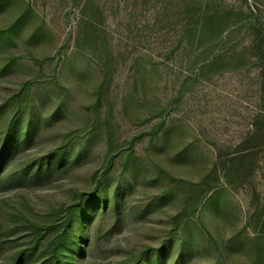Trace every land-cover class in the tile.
<instances>
[{
	"label": "rangeland",
	"instance_id": "1",
	"mask_svg": "<svg viewBox=\"0 0 264 264\" xmlns=\"http://www.w3.org/2000/svg\"><path fill=\"white\" fill-rule=\"evenodd\" d=\"M263 92L264 0H0V264L97 183L76 264H264Z\"/></svg>",
	"mask_w": 264,
	"mask_h": 264
},
{
	"label": "trees",
	"instance_id": "2",
	"mask_svg": "<svg viewBox=\"0 0 264 264\" xmlns=\"http://www.w3.org/2000/svg\"><path fill=\"white\" fill-rule=\"evenodd\" d=\"M200 14L199 21L196 22L195 28L198 36L218 37L223 34L225 27V20L218 12L203 9L201 6L198 8ZM262 100L264 104V92L262 93ZM264 117V116H263ZM68 135H64L61 146L53 149L52 152L61 154L63 151V145H66V139ZM249 148V147H247ZM243 150L242 157L239 160L245 161L250 153ZM229 167H233L236 164L237 158L234 155L229 156L227 159ZM228 168V167H227ZM211 187L215 186H209ZM102 199L105 201L103 194L102 184L97 183L92 191L86 194H81L80 197L73 201L71 204H67L65 208L59 210V218L48 226H45L44 232L50 233L45 244V255L36 264H76L74 262L76 246L78 241L83 236L82 230L84 226V220L90 215V211L95 207L98 201ZM94 211V209H93ZM26 250H20L11 258L9 264H23ZM159 256V254H158ZM161 259H157V263L160 264ZM142 264H147L146 261Z\"/></svg>",
	"mask_w": 264,
	"mask_h": 264
}]
</instances>
